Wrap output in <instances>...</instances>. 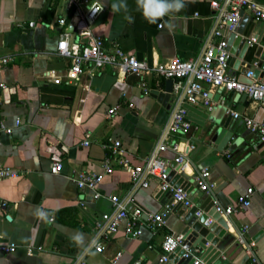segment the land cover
<instances>
[{
    "label": "crops",
    "instance_id": "crops-1",
    "mask_svg": "<svg viewBox=\"0 0 264 264\" xmlns=\"http://www.w3.org/2000/svg\"><path fill=\"white\" fill-rule=\"evenodd\" d=\"M209 1L186 0L179 12L148 23L136 0H126L128 11L119 13L111 10L117 0H102L105 7L91 28L103 38L106 49L117 44L148 63L195 60L207 46L223 39L214 33L219 19ZM256 1L264 7V0ZM86 9L80 5L82 12ZM73 11L74 7L62 0H0V57L14 56L13 62L0 71V81L7 84L0 94V120L9 125L16 118L22 121L10 135L0 134V163L20 173L15 178H0V242L18 244L12 253L0 252V264H77L80 258L87 264H111V255L119 250L118 264H132L137 259L141 264H158L164 237L179 232L177 217L171 214L163 227L154 232L145 229L137 238L127 237L120 229L104 241L103 252H96L91 246L94 222L109 212L112 204L106 197L92 199L90 190L78 189L72 177L79 170L101 173L108 153L102 144L110 140H120L131 163L140 164L160 142L177 138L167 136L164 140V133L172 110L179 104V94L163 105L150 91H163L166 78L149 76L146 93L138 77L109 65L93 69L86 64L77 81L54 84L47 72L55 69L63 74L69 65L68 60L55 55V48L59 35L73 28L69 22ZM244 12L252 18L246 27L249 39L254 37L264 47V19ZM62 17L64 25L58 22ZM71 40L77 39L72 35ZM232 62L228 59L227 70ZM234 76L239 78L240 73L236 71ZM259 79L264 83V75ZM212 99L218 102L211 111L200 103L196 106L220 121L230 115V109L264 123V107L247 97L222 91L213 93ZM129 102L132 108L127 106ZM116 104L120 106L116 114L108 117V108ZM230 125L236 132L247 129L241 119L232 116ZM191 126L185 137L192 140L194 149L187 156L184 173L191 179L196 168L208 167L216 184L211 196L224 206H235L238 196L253 188L251 204L237 210L227 222L229 232L235 235L248 226L244 241L255 243L248 264H264V157L260 149L254 145L244 149L241 144L234 152L228 146L218 150L206 142L204 129L192 122ZM85 133L90 134L88 146L81 144ZM253 137L258 139L256 134ZM226 150L230 158L224 154ZM160 155L172 160L175 154L165 150ZM55 161L63 164L58 174L49 172ZM158 189L155 178H149L147 187L134 186L129 169L118 165L98 186L105 196H130V206L150 212L164 207L155 199ZM42 209L47 212L43 218L39 215ZM51 215L53 220L48 218ZM39 245L42 251L28 254L25 250L26 246ZM211 264L232 263L222 257Z\"/></svg>",
    "mask_w": 264,
    "mask_h": 264
},
{
    "label": "built area",
    "instance_id": "built-area-1",
    "mask_svg": "<svg viewBox=\"0 0 264 264\" xmlns=\"http://www.w3.org/2000/svg\"><path fill=\"white\" fill-rule=\"evenodd\" d=\"M68 7H74L69 22L73 26V31L70 32L65 29L57 40L55 55L59 58L66 59L69 65L60 74L55 69L47 72L54 84H60L66 80L75 82L84 72V66L90 65L93 69H100L104 66H111L122 74H131L139 78L140 88L144 92H149L147 78L151 75H158L166 79L174 81V93L180 97L179 104L172 110L169 120L167 122L164 140L167 136H177L170 142H160L151 153L144 158L140 164H132L129 155L127 154L122 143L118 139H113L102 144L103 148L107 150L101 173L88 172L79 170L73 173V179L76 186L80 190H90L92 199H99L106 197L112 204V209L109 212L101 214L94 222V236L92 238V247L96 252H103L105 250L104 241L116 234L120 229L130 238L139 237L145 229L149 231H156L166 224L168 210H160L157 212L145 211L139 206H130L131 197L120 198L118 195L105 196L98 191V186L105 175L111 174L114 171V166L128 168L130 171L131 181L134 186L141 185L147 187L149 185V178L157 180L159 189H166L169 184L167 179V169L170 161L175 160V171L178 174L184 173L188 168L187 156L194 149V143L190 138L185 136L191 130V122L186 120L187 109L182 103L196 105L200 103L207 111H211L218 101L212 99L215 92L231 91L237 94L245 93L247 98L255 102L257 105L264 107V83L259 78H253L252 72L245 74L249 78V82H243L236 76L228 73L227 61L229 53L226 49L227 44L224 39H221L216 45H209L205 48L202 55L195 59L178 60L171 59L166 62H152L148 63L145 60L137 59L134 55L124 51L117 44L111 49H106L104 40L100 35L95 34L91 28V22L96 15L90 12V8L96 2L90 0H62ZM87 6L86 11L80 10V5ZM209 5L216 10L218 16V24L214 31L216 35H221V29L227 27L228 31H234L241 19L240 11L248 10L255 19H264V7L256 0H210ZM60 25L66 23L65 18L58 20ZM30 26L33 22L29 23ZM161 25L158 24V27ZM72 35L77 39L72 41ZM256 39L251 37L249 43L255 42ZM13 55H4L0 57V71L6 68L13 62ZM254 65L256 61L253 62ZM7 88V84L0 81V94ZM223 104V102H220ZM132 108L134 105L129 102L127 105ZM119 104H116L107 110V116L110 117L116 114ZM230 115L235 119H241L246 128L258 136V140H264V123L256 121L247 113H241L236 110H228ZM21 119L16 118L13 125L5 123L0 120V134L10 135L15 127L21 124ZM83 146L90 144V134L85 133L84 139L81 143ZM256 147V146H255ZM65 149V147H64ZM165 150L174 152V158L168 160L163 158L160 153ZM224 154L230 158L229 150ZM63 164L61 161H55L50 164L49 172L58 174L62 171ZM20 175L15 169L0 163V178H15ZM192 182L196 184L199 191L212 195L216 184L211 180V172L208 167L200 166L196 168L192 174ZM158 189V190H159ZM172 191L173 203L180 202L184 207L191 208L194 203L190 194L186 192L183 186L177 188H170ZM253 188L249 187L240 194L237 198L235 206L221 205L216 199L214 200L215 211L219 213L225 220H227L233 213L241 208H247L251 204V196ZM83 202H81V205ZM5 205V203H3ZM43 211L47 216L46 210ZM203 211L198 208L195 215H201ZM44 216V217H45ZM53 220V216L48 217ZM210 221L207 218L204 224ZM248 230V226L244 225L241 230L235 235L242 247L247 253H252L255 246L254 241L246 243L243 235ZM178 246L185 250L182 255L184 258L192 257L194 259L192 264H203L199 258L200 251L195 249L193 252L188 251L184 245V236L181 233L167 234L161 244L162 254L158 259V264H167L169 254ZM18 248V244L12 241L0 242V252L9 254ZM28 254H33L34 250L42 251L41 245L33 248L26 246ZM253 254V253H252ZM122 252L116 251L110 257L111 264H118ZM225 258V257H223ZM253 261L255 258L253 257ZM77 264H87L83 258H80ZM132 264H141V260L137 259Z\"/></svg>",
    "mask_w": 264,
    "mask_h": 264
},
{
    "label": "water",
    "instance_id": "water-1",
    "mask_svg": "<svg viewBox=\"0 0 264 264\" xmlns=\"http://www.w3.org/2000/svg\"><path fill=\"white\" fill-rule=\"evenodd\" d=\"M240 16L241 19L236 29L228 31L227 27H224L221 29V35L227 44L228 59L233 61L228 73L234 75L238 71L240 73L238 79L249 82L250 79L245 77L249 71L252 72L253 78H262L264 75V47L259 45L258 41L249 43L246 27L252 18L243 9L240 11ZM186 23L183 20L184 26ZM72 29L69 28V30ZM254 61H256L255 65ZM173 84L172 79H166L163 91L151 90L150 94L164 105L176 98ZM239 96L242 99L247 97L245 93H241ZM182 105L187 109L186 120L199 125L200 129H204L206 142L215 144L218 150H223L228 146L234 152L241 144H244V149H249L251 145H254L260 149V154L264 157V140L255 139L254 133L248 129L242 132L233 131L230 125L231 115H228L224 121H220L196 105L188 103H182ZM175 167V160L170 161L166 179L169 186L166 189H159L155 199L161 200L164 204L162 210L165 208L168 210L167 219L171 214L177 217L180 225L177 233L183 234L184 245L188 251L193 252L198 249L200 251L199 258L203 264H211L222 257L230 260L232 264H248L250 254L242 247L235 234L229 232L227 220L215 211L213 197L199 191L190 177L185 173L178 174ZM178 186H183L190 194L194 203L193 207H184L180 202L173 203L170 188L174 189ZM199 200L200 204H198ZM198 208L203 212L196 216L195 211ZM207 218L210 221L208 224H204ZM184 253L185 250L178 246L169 254L167 264H192L194 259L192 257L184 258L182 256Z\"/></svg>",
    "mask_w": 264,
    "mask_h": 264
},
{
    "label": "clouds",
    "instance_id": "clouds-1",
    "mask_svg": "<svg viewBox=\"0 0 264 264\" xmlns=\"http://www.w3.org/2000/svg\"><path fill=\"white\" fill-rule=\"evenodd\" d=\"M136 5L148 23H156L169 13L182 10L186 6V0H136ZM104 7L105 3L102 0H97L89 10L95 15L98 12H102ZM111 10L114 13H119L122 10L127 12L128 6L126 0H117V2L112 3ZM39 215L43 218L45 213L41 211ZM76 239L78 241L79 237Z\"/></svg>",
    "mask_w": 264,
    "mask_h": 264
}]
</instances>
